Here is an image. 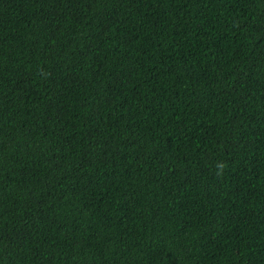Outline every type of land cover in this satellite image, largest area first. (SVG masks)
Instances as JSON below:
<instances>
[{"label":"trees","instance_id":"obj_1","mask_svg":"<svg viewBox=\"0 0 264 264\" xmlns=\"http://www.w3.org/2000/svg\"><path fill=\"white\" fill-rule=\"evenodd\" d=\"M0 264H264V0H0Z\"/></svg>","mask_w":264,"mask_h":264}]
</instances>
